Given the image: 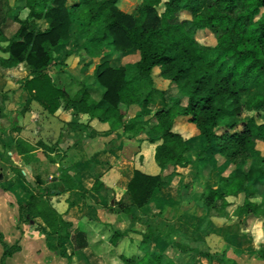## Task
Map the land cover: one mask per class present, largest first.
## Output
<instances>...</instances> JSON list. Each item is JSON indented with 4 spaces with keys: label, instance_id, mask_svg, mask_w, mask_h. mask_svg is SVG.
Listing matches in <instances>:
<instances>
[{
    "label": "trees",
    "instance_id": "trees-1",
    "mask_svg": "<svg viewBox=\"0 0 264 264\" xmlns=\"http://www.w3.org/2000/svg\"><path fill=\"white\" fill-rule=\"evenodd\" d=\"M119 1L25 0L29 13L22 19L15 14L17 0H0V50L8 54L0 56V67L12 69L25 64L29 76L22 80V87L52 115L60 109L72 110L75 116L89 115L108 123L111 131L122 130L129 138L147 133L148 140L157 143L155 159L162 170L188 166L186 155L192 144L203 139L206 145L196 162L199 176L203 174L204 162H215L206 151L218 150L224 160L217 180L205 184L204 206L229 217L232 202L228 198L244 195L233 215L264 223V207L255 201V188L264 185V152L258 149V142H264V0H143L140 10L133 14L122 12ZM161 5L165 8L162 14L158 11ZM11 16L19 27L8 36L4 27ZM74 29H78L77 37L84 41L86 53L99 60L94 77L100 97L88 84L71 95L52 75L66 66L67 58L75 51L76 45L62 61L55 55L56 49L69 43ZM204 31L215 36L216 44L201 42ZM131 50L140 53L137 62L113 67L109 60H104ZM156 77L168 80L176 93L160 89ZM258 86L263 87V92L244 102L243 97H250L252 89ZM159 102L164 106L152 118L145 119L138 112L131 122L127 119L125 107L143 108ZM3 116L4 108L0 105V119ZM179 117L195 125L199 133L187 139L175 131ZM14 144L21 156L42 151L51 164L60 166L63 175L56 191L64 193L78 188L70 174L78 171L77 162L65 165L67 151L60 145L32 143L22 136ZM227 165H231V171L225 170ZM165 185L161 176L135 171L128 187L134 204L120 210L130 217L132 230L140 219L147 223L148 232L135 231L143 235V249L133 257L126 256L123 249L129 231L114 232L111 244L123 263L194 264L171 259L165 252L173 241L171 234L155 229L149 218L139 213ZM103 187L104 183L97 178L92 191L99 193ZM52 195L53 190H34L29 200H19L21 221L29 223L40 218L64 248V240L72 236L73 224L53 207L49 199ZM160 235L161 250L154 251L152 239ZM0 243L5 249L1 264L21 250L19 242L6 244L1 233ZM183 243L190 246L188 240ZM189 250L227 264L218 254L193 246ZM257 252L264 261V245Z\"/></svg>",
    "mask_w": 264,
    "mask_h": 264
},
{
    "label": "crops",
    "instance_id": "crops-1",
    "mask_svg": "<svg viewBox=\"0 0 264 264\" xmlns=\"http://www.w3.org/2000/svg\"><path fill=\"white\" fill-rule=\"evenodd\" d=\"M25 10L29 13L27 8ZM69 45L61 49L65 50ZM0 56L7 57L1 50ZM18 74L21 76L15 78ZM28 76L29 70L25 64L12 69L0 67V91L2 95L8 93V97L3 96L6 106L0 103L4 108V116L0 119V233L6 244L12 246L19 242L21 246L19 252L6 259V264H109L107 257L113 255L111 237L115 231H129L123 240L124 254L136 256L143 249V235L132 230L130 217L120 210L134 204L128 187L136 170L151 176H161L166 182L153 202L140 209V215L148 218L158 215L169 222L165 214L169 209H174L170 222L188 227L201 236L203 221L185 213L182 204L188 199L189 188L200 178L196 162L206 145L203 139L192 144V150L186 155L190 161L188 166L162 170L155 159L157 143H151L147 133L129 138L124 136L122 130L111 131L108 123L91 119L89 115L75 116L72 110L63 112L60 109L52 115L24 88L16 99L15 87ZM24 95L29 97L26 99L27 104L24 101V105L19 107V100ZM132 108H135L136 113L130 117V122L137 115V109H140L139 106ZM184 119H177L175 131L187 139L197 135V128L184 122ZM18 136L32 143L42 141L49 146L60 145L67 151L65 165L72 161L71 152L74 151L78 156V171L70 172L78 188L64 193L55 190L49 198L53 207L73 224L70 229L72 236L64 240V248L58 245L59 238L40 218L34 223L21 221L19 200H29L33 195L34 177L31 180L24 170L25 177L21 176L19 168L11 166L4 172L1 166L4 163L3 148L11 142V153L21 161L43 152L38 151L29 157L19 155L14 144ZM215 153H219L218 150L206 151L208 156H214ZM97 178L104 183L99 193L92 191ZM161 239V235L153 237L151 245L154 251L161 250L158 242ZM4 252V246L0 243V264ZM197 254V259L192 261L194 264H222L216 258ZM234 264L239 263L234 261Z\"/></svg>",
    "mask_w": 264,
    "mask_h": 264
},
{
    "label": "rangeland",
    "instance_id": "rangeland-1",
    "mask_svg": "<svg viewBox=\"0 0 264 264\" xmlns=\"http://www.w3.org/2000/svg\"><path fill=\"white\" fill-rule=\"evenodd\" d=\"M142 2L143 0H120L118 8L124 13L133 14L140 10ZM158 11L162 14L165 11L164 6H159ZM15 14H18L22 19L27 17L28 11L25 10V0H17ZM42 26H46L44 22H42ZM18 27V24L14 20V16H11L8 19V23L4 27V31L6 35L12 36ZM77 30L78 29H74L72 37L69 41L70 47L65 49L66 51L61 49L62 47L55 50L58 61H62L66 53H68L73 46L76 45L75 51L66 60V66L61 67L59 71L52 73V75L56 78L57 83L61 87L66 88L71 95L75 94L80 86L88 84L96 90L95 94L97 97H100L101 91L98 89V85H96L94 77V70L99 60L93 59L86 53L84 49V41L77 37ZM200 37L201 42L204 44H216V38L210 31L202 32ZM2 45L6 46L7 43H2ZM6 56H8V54H6ZM139 58L140 55L138 51L131 50L122 54L116 53L113 56H108L104 60H109L113 67H118L129 62H135ZM15 76V78H19L21 74ZM156 81L160 89L168 90L169 94L176 93V88L173 87L168 80L156 77ZM18 82H20V80ZM22 88L21 82L15 87L14 94H16V99ZM11 91L12 90H10V92ZM262 92V86L254 87L251 91L250 97L244 96L243 101L246 103L250 102L255 94H260ZM7 94L8 93H3L2 95V92L0 91V103H3L4 106H6V98L3 96H7ZM28 98V96H22L19 100L20 102L18 103L19 107L24 105V101L25 104H27L26 99ZM161 106H164L162 102H159L158 105H148L143 108L140 107V109H137V113L141 112L143 114V118L150 119ZM61 110L64 112L63 109ZM124 111L127 114L128 120H131L130 117L136 113L135 108L127 109L125 107ZM249 112L250 114H254V112L250 109ZM75 118L76 117H74V120ZM183 121L186 122L187 119H184ZM259 122H262V120L260 119ZM10 144L11 142L6 143V147L3 148L4 163H2L1 166L4 169V172L8 166L15 167L17 169L19 168L18 170L21 176L25 177L22 171L24 170L28 173L31 180H33L32 178L34 177V185L32 187L34 190H42L45 193L52 190L54 192L60 184L59 179L63 175L62 169L59 166L52 165L47 160L44 153L35 154L32 157L23 159L22 161L18 160L17 156L11 153L12 145ZM258 149L264 152V142H258ZM70 158L72 161L78 162V156L74 153V151L71 152ZM214 159L215 162H212L213 164H210V162L203 163V174L200 178H198L194 186L189 188V194H187L188 199H185L182 204V210L185 213H190L203 221L201 225V236H197V233L188 227L185 228L179 223L170 222L172 220L171 216L174 209H169L165 214V216L169 217V222L167 218L160 217L158 215H154L149 218L148 221H150L149 223H151L155 229L161 230L167 235L171 234L173 241L170 244L168 243L169 245L165 252L173 260L182 262L184 260L193 261L195 258L197 259L198 254L192 253L189 250V248L193 246L204 252H210L211 254L215 253L224 257L227 264H233L232 262L234 261L239 264H264V261L258 257L257 252L259 247L264 245V223L255 218H251L246 221L244 217H237L233 215L235 208L243 203L244 195H240L237 198H228V200L232 202V205L228 208L231 214L229 217H224L218 212L204 206L203 194L205 184H209L210 181H216L217 176L223 172L219 167L224 161L223 158H221L219 153H215ZM70 162L71 161L66 162V165ZM26 165H29L30 167L28 168ZM225 170L231 171V165H227ZM55 177H57V181H55ZM249 189L253 191V187L250 186ZM255 190H257V193L255 194V201L258 202L261 207H264V185L255 188ZM29 223H34V221ZM133 230L148 232V225L144 220L138 219V221H136L133 225ZM184 240H188L190 242V246L184 244ZM158 242L161 243L160 241ZM182 244L185 246L182 247ZM151 249H154V247H151ZM113 251H117V249H113ZM126 255H128V257H133L129 256V254ZM107 259L110 264H125L120 260L118 251L113 253L111 257H107Z\"/></svg>",
    "mask_w": 264,
    "mask_h": 264
},
{
    "label": "water",
    "instance_id": "water-1",
    "mask_svg": "<svg viewBox=\"0 0 264 264\" xmlns=\"http://www.w3.org/2000/svg\"><path fill=\"white\" fill-rule=\"evenodd\" d=\"M0 178H2V176H0ZM54 179L57 180V177H55Z\"/></svg>",
    "mask_w": 264,
    "mask_h": 264
}]
</instances>
